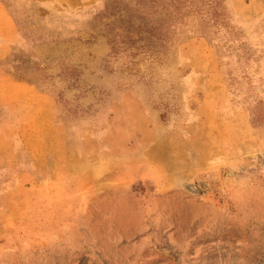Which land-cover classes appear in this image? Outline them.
Segmentation results:
<instances>
[{
	"label": "rangeland",
	"instance_id": "1",
	"mask_svg": "<svg viewBox=\"0 0 264 264\" xmlns=\"http://www.w3.org/2000/svg\"><path fill=\"white\" fill-rule=\"evenodd\" d=\"M0 264H264V0H0Z\"/></svg>",
	"mask_w": 264,
	"mask_h": 264
}]
</instances>
